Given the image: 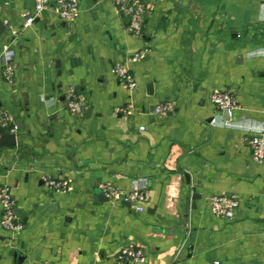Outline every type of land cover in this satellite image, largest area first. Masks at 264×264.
<instances>
[{
	"label": "crops",
	"instance_id": "0c3cea01",
	"mask_svg": "<svg viewBox=\"0 0 264 264\" xmlns=\"http://www.w3.org/2000/svg\"><path fill=\"white\" fill-rule=\"evenodd\" d=\"M33 1L0 0V51H15L10 81L0 64V107L21 125L15 145L0 144V186L23 223L15 232L0 223V264H119L123 247L145 252L135 264H264V162L248 143L264 126V3L144 0L135 35L112 0H78L72 20L46 11L23 27ZM69 87L80 114L65 107ZM214 90L233 94L231 117ZM164 103L166 113L150 112ZM44 178H67L70 189ZM102 184L145 190L144 210ZM220 193L239 200L230 219L209 208Z\"/></svg>",
	"mask_w": 264,
	"mask_h": 264
},
{
	"label": "built area",
	"instance_id": "2783aa9c",
	"mask_svg": "<svg viewBox=\"0 0 264 264\" xmlns=\"http://www.w3.org/2000/svg\"><path fill=\"white\" fill-rule=\"evenodd\" d=\"M112 1L117 8L126 12L128 16L126 30L132 34L140 35L142 33V25L146 13L144 0ZM259 1L264 3V0ZM78 9V0H34L32 11L23 14V27L31 26L36 18L46 11L54 13L63 20H72L76 16ZM142 54L143 53L134 54L129 58V61L134 62L138 60ZM14 57L15 51L10 45L0 51V64L3 69V77L6 81H10L14 74ZM113 72L129 92H132L135 89V79L129 73L126 64H115ZM210 100L217 108L226 110L229 117H231L234 111L238 108L233 94L227 90L212 91L210 94ZM64 103L65 107L73 114H80L84 107L83 102L80 100L73 87L67 89L64 95ZM132 108L133 105L128 104L123 111L129 113ZM170 109L171 106L168 103L157 104L154 106V113L164 114ZM0 126L8 132L15 131V125L11 115L1 107ZM248 143L250 145L253 162L257 164L264 162V126L260 127L255 134L248 138ZM44 182L48 189L56 192L65 193L70 189V181L67 178H44ZM101 189L108 198H119L123 201L130 202L131 208L137 212L144 210V204L148 200L147 192L142 189H133L130 192L125 193L115 189L109 184H102ZM208 204L213 214L230 219L233 217L234 211L239 205V200L236 196H229L220 193L210 196ZM0 206L1 226L7 231H20L23 228V223L15 212V200L7 185L0 186ZM144 259L145 252L140 248L123 247L117 254V262L119 264H135L144 261ZM215 264H218V262H215Z\"/></svg>",
	"mask_w": 264,
	"mask_h": 264
},
{
	"label": "water",
	"instance_id": "95a60500",
	"mask_svg": "<svg viewBox=\"0 0 264 264\" xmlns=\"http://www.w3.org/2000/svg\"><path fill=\"white\" fill-rule=\"evenodd\" d=\"M5 26L3 25L2 21L0 20V30H4ZM147 93L150 95L151 92V86H147ZM225 112H227L226 110H224ZM150 112H154V105H151L150 107ZM15 126L20 129L21 125L19 124V122L16 120L14 122ZM2 143H7L10 145H15L16 144V133L15 132H6L5 129L3 127L0 126V144ZM196 196L193 194L192 198H195ZM127 203L130 205V202L127 201ZM193 207V206H192ZM185 213H187V207L185 208ZM183 222H186V218H184Z\"/></svg>",
	"mask_w": 264,
	"mask_h": 264
}]
</instances>
